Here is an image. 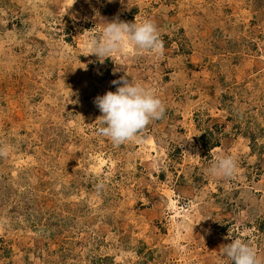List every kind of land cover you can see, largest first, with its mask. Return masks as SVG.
Segmentation results:
<instances>
[{"label":"rangeland","instance_id":"374dc122","mask_svg":"<svg viewBox=\"0 0 264 264\" xmlns=\"http://www.w3.org/2000/svg\"><path fill=\"white\" fill-rule=\"evenodd\" d=\"M117 18L152 20L163 54L101 63ZM126 74L166 113L114 145L94 100ZM4 146L0 264H231L238 235L264 261V0H0Z\"/></svg>","mask_w":264,"mask_h":264},{"label":"clouds","instance_id":"9594fccd","mask_svg":"<svg viewBox=\"0 0 264 264\" xmlns=\"http://www.w3.org/2000/svg\"><path fill=\"white\" fill-rule=\"evenodd\" d=\"M109 3L114 0H108ZM124 0H121L123 3ZM134 45L138 50L149 51L156 55L163 54V43L160 40L159 29L150 19L142 22H122L118 18L107 22L99 36L91 42V54L97 55L103 63L106 57ZM127 74L111 83L115 91H108L94 100L95 106L102 115L103 127L97 133L109 139L114 145L133 141L152 121L164 118L166 106L154 91L145 87L134 78L129 81ZM8 155L7 147H0V157ZM238 170L234 155H224L214 160L208 168V173L217 178L232 179ZM103 185H98L102 188ZM220 255L226 257L231 264H264L251 246V243L240 238L220 248Z\"/></svg>","mask_w":264,"mask_h":264}]
</instances>
